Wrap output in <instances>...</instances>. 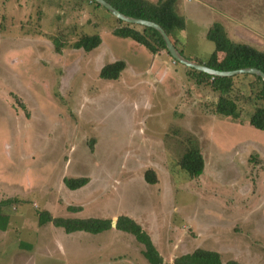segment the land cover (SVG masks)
Returning a JSON list of instances; mask_svg holds the SVG:
<instances>
[{
	"label": "rangeland",
	"instance_id": "obj_1",
	"mask_svg": "<svg viewBox=\"0 0 264 264\" xmlns=\"http://www.w3.org/2000/svg\"><path fill=\"white\" fill-rule=\"evenodd\" d=\"M79 2L0 0V201L18 200L2 208L0 264H150L143 245L116 230L121 217L141 226L161 264L197 249L223 264H264V132L249 123L254 99L239 101L241 121L215 115L218 95L183 65L114 36L111 13L95 16ZM176 11L185 27L173 41L189 61L214 51L207 32L215 23L264 52V0H178ZM93 34L98 48H71ZM117 61L126 65L119 78H101ZM237 77L234 94H250L253 78ZM192 143L205 161L195 178L179 166ZM83 177L89 183L76 191L63 183ZM41 212L116 224L67 234L39 226Z\"/></svg>",
	"mask_w": 264,
	"mask_h": 264
},
{
	"label": "trees",
	"instance_id": "obj_2",
	"mask_svg": "<svg viewBox=\"0 0 264 264\" xmlns=\"http://www.w3.org/2000/svg\"><path fill=\"white\" fill-rule=\"evenodd\" d=\"M113 8L127 17L145 20L156 23L167 34L173 45L177 48V42L173 41L174 31L176 29H184L185 20L178 15L176 5L178 0H157L150 2L147 0H104ZM76 7H89L95 11V16L99 9L103 6L92 0H80ZM109 12L108 10H106ZM110 13V12H109ZM114 17V16H113ZM115 18V17H114ZM117 26H111L113 35L122 39H130L139 45L144 46L152 55H156L161 51L169 54L167 46L160 35L154 29L143 27L140 25L128 24L116 19ZM207 40L214 44V51L203 61H192L199 65L206 66L210 69L220 72H232L241 69L254 68L264 74V52L246 44H239L230 40L223 26L218 23L212 24L207 32ZM102 43V39L98 34L83 35L70 46L74 50H83L86 53L98 48ZM54 46L57 54H61L65 46L62 37L54 38ZM178 49V48H177ZM183 56L182 52L179 50ZM221 56V57H220ZM184 57V56H183ZM179 64L178 62H175ZM126 65L122 61L107 64L100 71L101 78L105 80H116L119 78ZM187 69L188 77L193 80L197 86L207 87L211 92L218 95V99L214 104V114L232 118L241 121V110L239 101L242 98H253L255 111L251 116L249 123L255 129L264 132V81L262 78L245 74L242 76H250L253 80L249 84L250 94L244 96L242 91L235 92L234 77H216L210 76L201 71H197L184 66ZM251 101V100H250ZM242 123V122H241ZM192 146V147H191ZM179 162L180 169L186 171L191 178L199 177L205 168V161L199 146L192 143ZM146 181L150 184L157 182V178L153 171H147ZM65 187L71 191H76L85 187L89 183V178H76L63 180ZM16 198H10L0 201V230L6 231L9 225V216L2 211L3 207L16 204ZM69 211H80L81 208L69 207ZM62 228L67 234L84 232L89 234H99L111 229L112 220L103 219H64L53 218L48 212H41L38 215V225L44 226L51 223ZM116 230L123 231L135 237V239L143 245V256L150 264H161L160 256L151 240V238L142 230L141 226L128 217L118 219ZM173 264H223L221 257L216 252L197 249L190 254L177 257ZM225 264H240L230 261Z\"/></svg>",
	"mask_w": 264,
	"mask_h": 264
},
{
	"label": "water",
	"instance_id": "obj_3",
	"mask_svg": "<svg viewBox=\"0 0 264 264\" xmlns=\"http://www.w3.org/2000/svg\"><path fill=\"white\" fill-rule=\"evenodd\" d=\"M97 2L98 4H100L101 6H103L106 10H108L116 19L123 21L125 23L128 24H133V25H140L143 27H147V28H151L156 30L157 32L160 33V35L162 36L168 52L171 56V58L175 61L178 62L179 64L186 66L188 68L197 70V71H201L203 73H206L210 76H216V77H234V76H238V75H245V74H249V75H255L258 76L260 78H262V80L264 81V74L254 68H248V69H241V70H237V71H232V72H220V71H216L213 69H210L206 66L203 65H199L197 63H194L192 61L187 60L186 58H184L179 50L173 45V43L171 42V40L169 39V37L167 36V34L165 33V31L156 23L153 22H149V21H145V20H140V19H135V18H131V17H127L125 15H123L122 13H120L118 10H116L115 8H113L111 5H109L108 3H106L104 0H92ZM116 221H112V226L115 227V223ZM116 228V227H115Z\"/></svg>",
	"mask_w": 264,
	"mask_h": 264
},
{
	"label": "crops",
	"instance_id": "obj_4",
	"mask_svg": "<svg viewBox=\"0 0 264 264\" xmlns=\"http://www.w3.org/2000/svg\"><path fill=\"white\" fill-rule=\"evenodd\" d=\"M252 1V0H251ZM254 2H255V0H254ZM232 22V21H231Z\"/></svg>",
	"mask_w": 264,
	"mask_h": 264
}]
</instances>
